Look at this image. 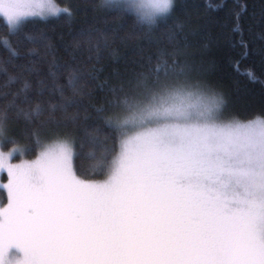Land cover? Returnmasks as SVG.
Here are the masks:
<instances>
[{
  "label": "snow or ice",
  "instance_id": "snow-or-ice-1",
  "mask_svg": "<svg viewBox=\"0 0 264 264\" xmlns=\"http://www.w3.org/2000/svg\"><path fill=\"white\" fill-rule=\"evenodd\" d=\"M92 8L150 31L175 3ZM62 13L74 16L52 0H0V264H264V117L227 116L223 94L180 48L142 58L111 85L87 61L117 29L82 30L64 62L45 33L22 35L29 15ZM255 23L264 40V0ZM86 142L98 171L84 164ZM18 150L35 158L13 164ZM91 175L104 178H81Z\"/></svg>",
  "mask_w": 264,
  "mask_h": 264
},
{
  "label": "trees",
  "instance_id": "trees-1",
  "mask_svg": "<svg viewBox=\"0 0 264 264\" xmlns=\"http://www.w3.org/2000/svg\"><path fill=\"white\" fill-rule=\"evenodd\" d=\"M69 7L74 16L63 13L59 17L26 19L22 35L43 32L58 48L61 62L68 60L70 45L82 30L93 27L111 33L117 29L108 47L101 48L100 58L87 61L89 68L99 69L101 80L115 85L139 70L142 58L160 49L172 51L180 48L195 63L203 78L227 101L226 115L241 121L264 117V47L262 29L255 23L261 0H174L172 15L162 19L150 31L137 26L132 17L116 18L115 14L93 11L92 6L101 0H54ZM6 21H0V51L7 35ZM83 51V50H82ZM87 56V52H83ZM104 93H97L94 103L102 102ZM89 113H95L89 106ZM81 128L73 129L77 137L84 135V127L90 131L94 121L81 120ZM96 145L86 142L81 150L84 164L89 170L98 171L89 153ZM25 157L32 154L25 152ZM86 179H102L103 176H82Z\"/></svg>",
  "mask_w": 264,
  "mask_h": 264
},
{
  "label": "rangeland",
  "instance_id": "rangeland-1",
  "mask_svg": "<svg viewBox=\"0 0 264 264\" xmlns=\"http://www.w3.org/2000/svg\"><path fill=\"white\" fill-rule=\"evenodd\" d=\"M20 2L22 4H27V3H33V4H35V3H39L40 0H20ZM45 2H47V0H45ZM52 2L56 3L54 0H52ZM60 7L62 8V6H60ZM24 10L25 11H31L29 9H24ZM37 17H39V16L29 15L26 19H29V18H37ZM1 20H4L5 21V19L2 16H0V21ZM145 118H146V120H148V123L149 124H154L155 123L154 120H152L151 118L147 117V114L146 113H145ZM239 121H241V120H239ZM5 151H7V150H5ZM34 158H35L34 155H32L31 157H25L24 155H20V150H18L17 152H14L13 153V159L11 160V163H13V164H20L22 161L31 160V159H34ZM6 183H7V169L6 168H3V169H0V206H2L3 203H6V200L4 199V197L6 196V191L3 188V185L6 184Z\"/></svg>",
  "mask_w": 264,
  "mask_h": 264
}]
</instances>
